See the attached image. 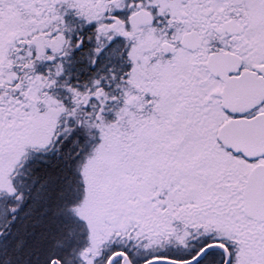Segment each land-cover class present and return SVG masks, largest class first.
Instances as JSON below:
<instances>
[{
  "label": "snow or ice",
  "instance_id": "snow-or-ice-1",
  "mask_svg": "<svg viewBox=\"0 0 264 264\" xmlns=\"http://www.w3.org/2000/svg\"><path fill=\"white\" fill-rule=\"evenodd\" d=\"M0 264H264V0H0Z\"/></svg>",
  "mask_w": 264,
  "mask_h": 264
}]
</instances>
